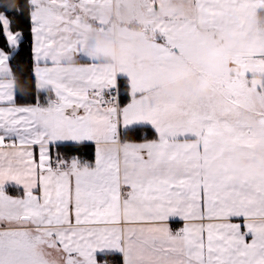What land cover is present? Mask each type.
<instances>
[{
    "label": "snow or ice",
    "instance_id": "1",
    "mask_svg": "<svg viewBox=\"0 0 264 264\" xmlns=\"http://www.w3.org/2000/svg\"><path fill=\"white\" fill-rule=\"evenodd\" d=\"M180 2L186 11L177 0H31L36 75L49 95L18 104L0 82V264H48L52 247L66 264L109 253L124 264H264V168L233 165L235 153L255 158L264 146V47L230 51L208 95L177 104L156 94L199 41L264 13V0ZM126 9L152 33L136 50L139 67L101 62L89 48L93 29ZM12 24L0 14V68L25 38ZM73 45L77 59L62 60ZM118 76L130 87L123 105L118 91L106 98ZM136 125L157 139H124ZM84 141L96 144L94 162L53 159V146ZM173 217L182 228L169 226Z\"/></svg>",
    "mask_w": 264,
    "mask_h": 264
},
{
    "label": "crops",
    "instance_id": "2",
    "mask_svg": "<svg viewBox=\"0 0 264 264\" xmlns=\"http://www.w3.org/2000/svg\"><path fill=\"white\" fill-rule=\"evenodd\" d=\"M173 7L181 8L184 11L187 10L185 5L182 4L180 0H177V3ZM259 15L260 13L252 11L250 19L247 23H243L240 20H232L223 30L217 31L216 33L199 41L196 45V48L191 53L186 54L180 61H178L174 68L171 70L170 74L165 75V77L159 83L156 89V94L160 95L161 97L171 95L177 101V104H182L188 96L195 97L197 95H208L212 91L216 81H212L209 85L206 78L208 77V74L217 73V70H224L221 67L223 65L222 62L229 61V57L227 54L230 51H241L251 47H264V24L260 22ZM113 17L118 18L119 20L118 24L113 27V37H111V39L107 37L109 45L112 46L109 48L107 54H111L112 51H114V53H118L117 44L115 43V37L118 36V38L120 39V50L123 55V63H131L139 67L137 65L139 64V62L136 59V50L140 47L141 44L147 46L148 42L152 39V33L145 31V27L142 22L132 20L130 18V13L127 9L121 11L118 14H115ZM32 36L34 60L33 71L36 78L38 99L41 103H43L49 95V84L48 78L44 76L38 78L36 75L37 65L35 63L34 56L35 39L33 33ZM100 38L106 39L105 36H102L101 34H95L94 31L90 33L89 48L91 47L90 51L93 53V55L96 56L97 52L99 54L100 52L98 49H96L94 45L90 46V42L94 43L95 40L99 41ZM112 42H114L116 46H113ZM64 55L70 56L71 59L75 61L77 58L74 52V45L72 46V49L69 52L62 54V60ZM209 61L214 62L216 64V66H213L214 69L208 67ZM46 66L52 67L50 63L48 65H45L43 63L39 65L41 69ZM0 82L10 86L16 94L15 80L13 78L10 63H8L5 67L0 68ZM120 82H124L127 85L126 89L124 88L123 93L125 95L123 97H121V90L119 86ZM167 84L180 85L181 95L177 96L176 93L172 91H169L162 95L161 89ZM116 86H118L119 88V99L121 101V104L123 105L130 102V87L126 78L117 77ZM122 136L127 141L133 143H141L145 142L146 140L157 139V134L155 133L153 128L151 126L145 125L130 126L126 131L122 133ZM65 144L94 145L95 152L93 160L82 159L84 161L94 162L96 154L95 142H60L58 145L53 146L52 151H54L56 147ZM36 154L38 155V149H36ZM55 158L56 155L53 152V159ZM233 165L240 170H259L261 168H264V146H261V148L257 151L255 158H250L249 152L247 150L235 153ZM9 188H14L19 191V193H11L8 191L9 194L12 196L21 197L23 195V192L20 187L10 186ZM169 226L175 231L183 227V222L180 221V218L173 217L169 221ZM43 251L48 260V264H66V255H64L60 249L52 247L50 249L44 248ZM120 255L122 258V264H124L123 255ZM97 261L98 264H111L104 260H101L99 258V254L97 255Z\"/></svg>",
    "mask_w": 264,
    "mask_h": 264
},
{
    "label": "trees",
    "instance_id": "3",
    "mask_svg": "<svg viewBox=\"0 0 264 264\" xmlns=\"http://www.w3.org/2000/svg\"><path fill=\"white\" fill-rule=\"evenodd\" d=\"M30 12V0H0V13H4L8 19L13 21V31L20 30L25 34L21 48L9 61L15 80V95L18 104L34 103L35 99L38 98L36 78L33 71V36L29 18ZM259 20L264 24V13H260ZM0 32H2V28H0ZM3 46L4 41L0 37V47ZM119 86L121 97H123L125 95L123 91L127 85L124 82H120ZM53 152L55 155L57 153L60 154L65 159L76 156L81 159L93 160L95 146L92 144H65L56 147ZM8 191L11 193H19L14 188H9ZM99 258L111 264H122L120 254H99Z\"/></svg>",
    "mask_w": 264,
    "mask_h": 264
},
{
    "label": "rangeland",
    "instance_id": "4",
    "mask_svg": "<svg viewBox=\"0 0 264 264\" xmlns=\"http://www.w3.org/2000/svg\"><path fill=\"white\" fill-rule=\"evenodd\" d=\"M185 7L187 8V6L185 5ZM0 14H3V15H5L4 13H0ZM6 16V15H5ZM8 18V17H7ZM118 18H114V17H112L111 18V20H110V23L103 29V30H97V29H93V31L95 32V34H101L102 36H105L106 37V39H104L107 43H108V40H107V37H109L110 39H111V37H113V27L116 25V24H118ZM115 43L117 44V50H118V53H114V51H112V53L111 54H105V55H101V54H99L98 52H97V56L99 57V59H100V61L101 62H104V63H109V64H115V65H119V64H121V63H123V55H122V52H121V50H120V39L118 38V36L117 37H115ZM114 42H112V44H113V46L115 45L116 46V44H115ZM109 44V43H108ZM91 45H94L95 47H96V49H98V41L97 40H95V42L93 43V42H90V46ZM112 47V46H111ZM91 48V47H90ZM112 55V56H111ZM105 56V57H104ZM225 61V60H224ZM215 63L214 62H211V61H209L208 62V67H211V68H213V66H216V64L214 65ZM221 64V63H220ZM223 64V65H222ZM222 68L224 69V70H226L227 68H228V66H229V64H228V61L227 62H222ZM138 66H139V64H137ZM218 67H220V66H218ZM216 68V67H215ZM214 69V68H213ZM215 70H217V69H215ZM209 76H211V77H213L214 79L212 80V81H217V79H218V76H217V73H214V74H208V77ZM118 77H122V76H118ZM207 77V78H208ZM207 78H206V80H207ZM36 158H37V160H38V155L36 156Z\"/></svg>",
    "mask_w": 264,
    "mask_h": 264
},
{
    "label": "clouds",
    "instance_id": "5",
    "mask_svg": "<svg viewBox=\"0 0 264 264\" xmlns=\"http://www.w3.org/2000/svg\"><path fill=\"white\" fill-rule=\"evenodd\" d=\"M111 46L103 39V38H100L99 41H98V50L100 52L101 55H105L108 53L109 51V48ZM214 78L209 76L207 78V81H208V84L210 85L212 80ZM169 91H172L174 93H176L177 96H180L181 95V87L180 85L178 84H167L165 85L162 89H161V94H165Z\"/></svg>",
    "mask_w": 264,
    "mask_h": 264
},
{
    "label": "built area",
    "instance_id": "6",
    "mask_svg": "<svg viewBox=\"0 0 264 264\" xmlns=\"http://www.w3.org/2000/svg\"><path fill=\"white\" fill-rule=\"evenodd\" d=\"M117 91L119 93V88H118V86H115V89H113L112 92L110 93V95L106 96V98H110L111 95H116Z\"/></svg>",
    "mask_w": 264,
    "mask_h": 264
}]
</instances>
